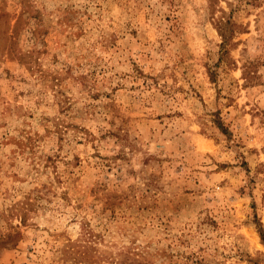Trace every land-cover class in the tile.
<instances>
[{"label": "rangeland", "instance_id": "obj_1", "mask_svg": "<svg viewBox=\"0 0 264 264\" xmlns=\"http://www.w3.org/2000/svg\"><path fill=\"white\" fill-rule=\"evenodd\" d=\"M259 226L264 0H0V264H264Z\"/></svg>", "mask_w": 264, "mask_h": 264}, {"label": "trees", "instance_id": "obj_2", "mask_svg": "<svg viewBox=\"0 0 264 264\" xmlns=\"http://www.w3.org/2000/svg\"><path fill=\"white\" fill-rule=\"evenodd\" d=\"M236 25L231 22V20L229 19H219L218 21H216L215 23V28L217 30V32L219 33L220 37L222 38L221 44H220V53L221 56L225 55L226 53L229 52V47L232 46V39L234 34L236 33V29L234 28ZM21 54H18V57ZM210 80H212V82H214L215 78H214V74L213 72H208ZM214 124L217 128H219L223 133H227L226 128L224 127L223 123L221 122L220 118L218 117L217 119H215ZM259 230V236L260 239L262 241V243H264V229H261V227L259 226L258 228Z\"/></svg>", "mask_w": 264, "mask_h": 264}]
</instances>
